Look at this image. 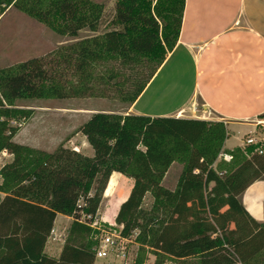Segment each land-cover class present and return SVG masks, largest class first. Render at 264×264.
<instances>
[{"label":"trees","instance_id":"1","mask_svg":"<svg viewBox=\"0 0 264 264\" xmlns=\"http://www.w3.org/2000/svg\"><path fill=\"white\" fill-rule=\"evenodd\" d=\"M184 3L115 0L110 27L102 33L96 32L104 7L92 0H0V14L14 7L60 35L94 32L59 55L80 78H89L97 61L150 64L149 73L131 90L117 88L127 109L174 48ZM47 63L51 64L30 58L13 68H0V152L12 157L0 167V264H94L99 231L91 224L112 172L134 183L118 208L115 225L101 227H112L123 238L137 232L140 249L158 258L154 264L164 259L264 264V222H256L240 199L251 183L264 179V134L262 144L226 151L232 160L220 171L211 166L223 149L226 127L198 119L97 112L78 129L92 157L62 145L53 152L28 148L12 141L17 126L9 121L28 113L16 108L15 100L66 96ZM258 146L262 154L255 152ZM172 163L181 165L173 191L162 186ZM146 194L153 199L149 210L141 207ZM57 214L73 222L55 260L43 254V247ZM246 226L260 230L259 235L241 250L233 248V238Z\"/></svg>","mask_w":264,"mask_h":264},{"label":"crops","instance_id":"2","mask_svg":"<svg viewBox=\"0 0 264 264\" xmlns=\"http://www.w3.org/2000/svg\"><path fill=\"white\" fill-rule=\"evenodd\" d=\"M16 108L21 109L18 104ZM97 112L118 113L109 110ZM122 114L222 122L227 131L222 149L224 153L242 149L243 140L247 137L259 138L258 124L254 122L264 115V0H185L174 48ZM87 119L85 116L83 121ZM17 128L13 142L46 152L55 149L56 145L46 147L37 140L28 122L17 123ZM64 141L63 147H74L84 156H93L92 148L81 133L69 135ZM47 142L48 139L45 140ZM11 158L10 154L0 152V167ZM216 163L211 166L215 171ZM174 165L178 166V171L172 177L170 172ZM180 171L181 165L172 163L163 177L162 186L165 187L170 177L172 187L165 188L173 191ZM222 173L221 177L224 176ZM112 179L119 185L113 190L114 195L128 197L134 181L118 172L111 173L109 180ZM121 183L127 186L123 192ZM2 197L0 193V199ZM240 199L246 212L256 222L263 223L264 179L251 183ZM95 220L107 222L99 207ZM72 222V217L56 215L43 254L59 259ZM259 233L260 230L246 226L231 244L241 250Z\"/></svg>","mask_w":264,"mask_h":264},{"label":"rangeland","instance_id":"3","mask_svg":"<svg viewBox=\"0 0 264 264\" xmlns=\"http://www.w3.org/2000/svg\"><path fill=\"white\" fill-rule=\"evenodd\" d=\"M92 1L101 3L104 7L103 16L96 32L102 33L110 27L109 21L114 14L115 0ZM93 34L94 32L83 29L76 37L60 35L14 7L6 8L0 14V68H13L24 60L41 58L45 62H51V64L47 63L46 67L52 68L56 79H59V82L64 86L65 97L48 94L41 98L15 100V103L28 113L25 118L11 119L9 122L16 121L20 125L28 122L33 133L37 136V140L43 142L42 144L46 147L56 145V149L60 145L63 146L64 139L69 135L79 133L78 129L84 123V117L88 116L89 118L92 112L109 110L122 113L126 111L127 104L121 99L117 88L121 86L123 90L127 88L131 90L134 83L146 76L151 69V65L148 63L122 64L118 60L97 61L92 64L91 76L80 78L79 73L71 65L68 67L59 58V55L66 53L69 50L68 47L77 40ZM198 105H201L199 101ZM254 123L258 124L260 134L257 136L259 137L261 133H264L262 127L264 126V116ZM53 138H57L54 143L52 142ZM46 139H48L47 143H45ZM228 145L230 146V143ZM69 149L74 150V147ZM90 152L92 155L93 150L91 149ZM222 152L223 150L220 151V153ZM219 154L215 160L217 161L216 171L226 167V162L219 159ZM177 171L178 166L174 165L170 176L173 177L172 174ZM167 180L165 187H172L169 183L170 177ZM120 186H122L121 192L127 188L122 183ZM118 187L119 185L115 183L114 179L109 180L105 196H102L99 206L101 216L107 222L98 221L100 225L103 223L108 226L115 225L113 222L118 207L127 198L122 194L114 195L113 190ZM152 201L150 195L145 196L141 207L144 210H149ZM136 235L137 232L129 238L130 242L126 244V262L122 263L115 255H112L104 261H97L96 264H137V259L141 260L140 264H154L158 258L152 253L140 249L139 244L135 241ZM164 263L195 264V260L164 259Z\"/></svg>","mask_w":264,"mask_h":264},{"label":"built area","instance_id":"4","mask_svg":"<svg viewBox=\"0 0 264 264\" xmlns=\"http://www.w3.org/2000/svg\"><path fill=\"white\" fill-rule=\"evenodd\" d=\"M9 125L14 127L17 126L15 121L9 122ZM263 134L259 138L254 137H247L243 140V148L247 146H256L258 144L263 143ZM242 148V149H243ZM75 150V148H74ZM255 152L258 154H262L263 150L260 146L255 149ZM219 159H222L224 162L229 163L232 160V155L229 153H220ZM223 173H219V176H222ZM92 228H96L99 231V235L94 238L97 242L94 248V260L96 261H104L108 259L110 256L115 255L122 263L126 262L127 260V250L126 244L129 243V238H123L119 231L113 229L112 227L109 228H102L100 223L94 220L91 224ZM167 264V263H163Z\"/></svg>","mask_w":264,"mask_h":264}]
</instances>
